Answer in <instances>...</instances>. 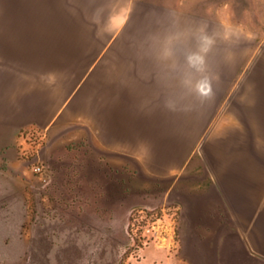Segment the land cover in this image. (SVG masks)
I'll list each match as a JSON object with an SVG mask.
<instances>
[{
  "label": "crops",
  "instance_id": "1",
  "mask_svg": "<svg viewBox=\"0 0 264 264\" xmlns=\"http://www.w3.org/2000/svg\"><path fill=\"white\" fill-rule=\"evenodd\" d=\"M135 1L78 0L94 8ZM38 22L53 23L0 18V163L17 173L19 131L44 129L43 157L52 167L78 152L87 178L94 161L96 194L107 191L104 178L111 177L142 201L159 186L180 207L177 254L150 247L132 264H263L264 44L235 65L213 66L212 102L174 128L152 134L148 125L136 135L120 120L117 89L96 79L100 53L72 50L62 34H48Z\"/></svg>",
  "mask_w": 264,
  "mask_h": 264
},
{
  "label": "rangeland",
  "instance_id": "2",
  "mask_svg": "<svg viewBox=\"0 0 264 264\" xmlns=\"http://www.w3.org/2000/svg\"><path fill=\"white\" fill-rule=\"evenodd\" d=\"M173 16L182 22L205 20L209 30L223 23L242 33L239 40L218 43L210 56L212 66L235 65L264 44V0H136L124 8L88 7L78 0H0V18L51 21L36 27L62 34L72 50L100 53L96 79L101 76L117 89L120 120L136 135L148 125L152 134L174 128L190 116L164 107L169 81L163 68L145 54V37L163 32ZM78 161L76 152L66 156L64 166L50 165L54 178L47 186L22 162L17 173L0 163V264H132L146 258L147 248L136 252L144 240L150 242L148 248L177 254L181 218L175 233L167 232L160 242L143 222L131 230L139 210L152 209L160 216L162 209L176 207L181 216L178 204L164 199L163 188L155 186L149 200L142 201L127 193L119 179L115 184L106 177L107 191L96 194L94 161L88 164L87 178L81 176Z\"/></svg>",
  "mask_w": 264,
  "mask_h": 264
},
{
  "label": "clouds",
  "instance_id": "3",
  "mask_svg": "<svg viewBox=\"0 0 264 264\" xmlns=\"http://www.w3.org/2000/svg\"><path fill=\"white\" fill-rule=\"evenodd\" d=\"M242 33L229 25L209 30L205 20L184 21L173 16L163 32L145 37V54L164 70L170 91L164 107L173 113H191L215 99L218 77L210 56L220 41L241 39Z\"/></svg>",
  "mask_w": 264,
  "mask_h": 264
},
{
  "label": "built area",
  "instance_id": "4",
  "mask_svg": "<svg viewBox=\"0 0 264 264\" xmlns=\"http://www.w3.org/2000/svg\"><path fill=\"white\" fill-rule=\"evenodd\" d=\"M46 140V130L30 126L19 131L16 143L18 160L43 186L50 184L54 178L53 168L43 157ZM180 218L179 209L176 207L162 209L160 216L152 209L139 210L137 214H134L130 225L131 230L135 232L143 222L145 230L153 231L154 240L158 239L160 242L166 237L167 232L175 233L179 227ZM149 244L148 240H144L141 246L137 244L136 252L144 251Z\"/></svg>",
  "mask_w": 264,
  "mask_h": 264
}]
</instances>
